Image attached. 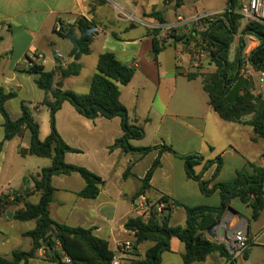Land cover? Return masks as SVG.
<instances>
[{"label": "crops", "instance_id": "obj_1", "mask_svg": "<svg viewBox=\"0 0 264 264\" xmlns=\"http://www.w3.org/2000/svg\"><path fill=\"white\" fill-rule=\"evenodd\" d=\"M129 3L127 0H0V93L3 91L15 94L6 102V109L13 120L21 116L23 102L30 104L36 113L48 111L41 106L45 93L36 84L39 75L26 70L30 60L42 65L46 71L54 70L56 57L60 58L64 67L75 61V56L71 55L73 46L66 53L60 49L61 41L67 39L55 33L57 22L69 26L74 25L77 19L85 18L94 24L96 30L91 53L79 59L82 64L81 73L63 82H58L59 76L56 77L55 83L57 86L62 84L63 90L78 94L89 93L99 56L107 51L113 52L120 61L135 69L132 81L121 87L120 100L126 107L131 122L143 127L145 136L147 126L156 123L153 147L157 148L149 153H125L120 148H111L123 135L119 117L90 120L80 115L67 101L56 113V128L60 136L68 146L79 150V153H67L66 163L88 169L99 176L104 185L96 198H84L79 193L84 189L85 181L79 174L54 176L52 185L55 192L49 207L50 215L61 224L93 228L94 234L108 242L113 253L116 251L117 242L135 240V234L127 230L125 225L130 218L135 217L132 200L142 188V180L156 159L159 158L161 164L151 178L148 196L155 198V195H165L180 205L171 213L170 227L185 226L187 215L184 206H218L221 200L219 190L205 195L200 184L187 176L185 162L180 156L198 153L204 157V161L221 158L219 169L218 163H214L207 170L203 169V164L195 168L197 174L201 173L202 180L208 183L210 190L216 184L233 181L239 173L254 174L257 169L264 167V138L258 137L254 141L257 135L253 127L222 120L208 101L207 117L210 116L209 123L213 125L208 133L206 119L185 115L175 108L174 103L177 102L180 88L183 87L185 92L190 83L198 80L202 82L201 77L187 79V75L198 67L192 53L184 50V44L193 39V25L185 23L178 27L187 36L180 41L170 37L165 30L166 26L176 25L181 19L185 20L180 14L182 7L176 8L175 0H163L160 8L158 0H131V5ZM227 3L228 0L225 6L215 7L210 12L225 10ZM154 12H158L166 24H161L155 17H149ZM168 12L175 14V24L168 21ZM127 26L131 33L126 32ZM138 26L144 27V33H133V29ZM153 29L160 31L158 35L165 43L170 39L175 40L177 47L174 53L166 54L165 46L154 59L151 34ZM74 30L79 36L78 29ZM98 41L101 48L93 56L94 46ZM256 45L257 42H253L245 54L248 55ZM232 49L231 60L234 58ZM163 55H166L165 67ZM192 90L194 92L190 90L183 96L193 101L197 98L199 88ZM256 90V95H264L261 85ZM192 93L196 94V98ZM36 105L39 107L35 108ZM155 111L157 116H154ZM187 120L197 123L195 126L189 123V130L200 139L198 144L192 145L189 142L178 148L173 145L172 148L178 156L162 151V126L167 123L179 127ZM27 133L3 143L0 149V194L32 189L33 178L43 168L51 165L50 159L36 162L37 160H31L35 157L23 158L20 155V148H28L30 143V133L29 136ZM49 133L47 129L40 132V139ZM4 137V117L0 113V144ZM141 141L142 139L131 141V145L135 148H146L140 144ZM29 161L35 163L32 169L28 168ZM39 199L40 195L35 194L28 201L37 203ZM230 207L232 211L228 212L225 223L215 230L218 238L212 239L206 233L207 237L211 241L224 243L223 231L229 222L230 233L244 231L249 242L247 256L236 258L234 264H264V209L257 220H252L251 208L238 198L231 201ZM15 209L16 207L7 211L12 212V217H0V255L6 258H11L15 250L27 252L32 248V240H28L30 237L25 234L35 228L36 222L28 221V226H24L22 223L25 222L13 220ZM16 223L21 225L19 230H11ZM146 242L149 244L143 249ZM146 242L137 246L135 252L133 249L125 254L122 264L144 258L147 249L153 245L152 242ZM169 242L170 250L162 253L160 264H184L185 245L176 237H171ZM29 264L55 263L47 261L45 251L41 249ZM192 264H228V260L219 253H212L204 261Z\"/></svg>", "mask_w": 264, "mask_h": 264}, {"label": "trees", "instance_id": "obj_2", "mask_svg": "<svg viewBox=\"0 0 264 264\" xmlns=\"http://www.w3.org/2000/svg\"><path fill=\"white\" fill-rule=\"evenodd\" d=\"M175 2L176 8L181 6V0H175ZM240 8V0H228L226 11L222 16L204 22V30H193V38L209 47V60L216 70L207 74L192 72L187 75V79L194 80L201 77L203 90L208 96L212 110L226 122L243 123L253 127L257 135L253 140L256 141L258 137L264 138V95L254 93L255 84L252 72L258 75L264 73V20L263 22L251 20L243 24V17L235 12ZM149 17H155L161 24H166L158 12L149 14ZM74 28L78 29L79 36L75 34ZM54 31L58 36L72 43L71 55L72 57L78 56V60L72 61L64 67L60 58L56 57V66L52 71H46L42 65L30 60L32 65L28 64L26 69L29 73L39 75L36 84L45 93L41 106L46 107L49 111V135L44 140L40 139V125L33 116L34 110L30 104L23 102L21 116L13 120L6 109V102L15 94L3 91L0 93V113L4 117L5 130L4 141L0 144V149L3 143L16 137H22L28 131L30 143L28 148H20V155L23 158L35 157L51 160V165L43 168L33 178L32 189L13 194H0V217L6 216L7 211L16 207L13 211V220L36 222L35 228L25 234L32 240L30 251L15 250L12 252L11 258L0 255V264H29L41 249L45 251L46 260L55 264H65L62 260V251L70 258L71 264H111L114 253L110 250L108 242L94 234L93 228L85 229L61 224L50 215L49 207L55 192L52 185L54 176L79 174L85 181V187L79 193L84 198H96L104 185L103 180L88 169L66 163V154L79 153V150L68 146L60 136L56 128V113L67 101L80 115L90 120L99 117L107 119L119 117L122 121L123 135L115 141L112 149L120 148L125 153L136 151L147 154L157 147L135 148L131 145V141L143 139L145 131L143 127L131 122L128 111L120 100V95L121 87L132 81L135 69L120 61L113 52L107 51L99 56L89 93L78 94L63 90L55 83L56 77L59 76L58 82H63L65 79L76 77L81 73L82 64L79 59L81 56L91 53L96 30L91 21L79 18L74 25H63L62 31L56 32L55 29ZM175 31L176 29H172L169 33L170 37L175 40L180 41L187 37L186 35L176 36L174 35ZM159 32L158 29L151 30L154 59L165 49V41L160 39ZM239 33L241 37L235 56L231 60V48ZM246 36L257 41V45L248 55L245 54ZM246 65L248 68L244 69ZM241 77H244L247 83L239 93L237 102L228 104L226 97ZM38 107L39 105L35 106V108ZM246 118L247 120H245ZM160 148L162 151H168L178 156L170 145L164 144ZM180 157L185 162L187 176L200 184L205 195L219 190L220 204L218 206H184L187 215L184 227L169 226L172 212L168 208L164 209L163 213L157 214L154 206L149 217L130 218L125 227L129 231H135L134 252L137 250V246L143 242L153 243L145 252L144 258L134 259L130 264H160L162 253L170 250V242L160 234L162 230H166L171 237L178 238L185 245L184 264L204 261L212 253H219L227 260H231V255L225 244L211 241L206 235L207 229L222 218L233 199L238 198L251 208L252 220H257L264 209V167L257 169L254 174L239 173L233 181L216 184L213 190H210L208 183L202 180L201 173L197 174L195 168L203 164V169L207 170L214 163H218L219 169L221 158L204 161V157L198 153ZM160 164L158 158L148 170L142 180V188L132 200L133 204L140 196H148L151 178ZM35 194L40 195L39 201L37 203L28 201ZM154 197L158 198V202L166 204L172 202L175 208L180 206L165 195H155ZM20 205L21 207H19ZM58 248L59 250H57ZM243 256H247V250ZM229 264H234V260H231Z\"/></svg>", "mask_w": 264, "mask_h": 264}, {"label": "rangeland", "instance_id": "obj_3", "mask_svg": "<svg viewBox=\"0 0 264 264\" xmlns=\"http://www.w3.org/2000/svg\"><path fill=\"white\" fill-rule=\"evenodd\" d=\"M127 1L128 2L130 1L129 4L131 5V0H127ZM225 2H226V0H181V6L180 7H182V10H181L180 14L185 19V21L186 20L190 21L191 19H193L197 16H200V15H203L206 13H210V10L215 8V7L225 6L226 5ZM158 3H159L158 7L159 8L162 7L163 0H158ZM111 10H112V12L114 11L113 6H111ZM168 13H169L168 21L172 22V24H175L176 23L175 14L170 13V12H168ZM242 23L245 24V23H247V21L243 20ZM188 24H191V23H188ZM194 29L203 30L202 28H198V27H195L193 25V30ZM144 30H145L144 27L138 26L137 29H133V33L136 35L142 34V33H144ZM117 32H118V30H117ZM126 32L131 33L129 26H127ZM166 32L171 33L170 31H166ZM192 33H193V31H192ZM174 35L182 36L183 31L181 29L176 28ZM240 37H241V34L239 33L236 36L234 44L232 45V48H233L232 49V57L235 56ZM245 40L247 42V47H246L245 51L252 46L253 42H257L254 38L247 37V36L245 37ZM99 42L100 41L96 42V44L94 46L93 56L96 54V50L101 48V43H99ZM200 43L201 42L197 41L196 38L190 39L189 42L184 44V50L192 53V58H193L194 54H196V52H198V50H199ZM165 46H166V50H167L166 54H169L171 52L172 53L175 52V47H177V44H176L174 39H170L169 41H167L165 43ZM71 48H72V43L70 41H67V40L61 41L60 49H62V51L64 53L69 51ZM165 56L166 55L162 56V61H163L164 67H165V63H166ZM193 60L196 61V58H193ZM215 70H216L215 66L210 62L209 55H207L206 57L199 60L198 67L194 69V72H201L203 74H207V73H213V72H215ZM259 78H260V76L258 74L253 73V81H254L256 88H258V89H259V85H261L259 82ZM190 84L187 85V83H186L187 86H186L185 92L183 90V87L178 90V92H180V93H177L179 96L177 98V102L174 103V106L181 113H183L185 115L199 116L202 119H206L207 120L206 131H208V133H209L211 131V128L213 125L209 123V117L210 116L208 115L209 117H207V106H208L207 104L209 101L208 96L202 90L201 80H198V81L192 83L191 85ZM197 87L199 88V93L197 94V98L195 97L196 94L192 93L194 95V98H196L193 101L191 98L183 96L185 93L188 94L190 92V90H191V92H194V90H192V88L196 89ZM256 88H255V91H257ZM175 99H176V97H175ZM157 104L158 103H156V105ZM33 115L35 116L37 122L40 125V132H44L45 129L50 131L49 111L45 110V111H42L40 113H36L33 111ZM154 116H157L156 111L154 112ZM189 123H192V125H194V126L197 125V123H195V121H191V120L190 121L187 120V122L185 124H181L179 127L177 125H172V124L169 125L167 123L164 124L162 126V130H163L162 133L164 134V137L162 138L161 144L164 143L166 145H171V146L175 145L176 148L181 147L183 145H186L189 142H191L192 145L198 144L200 139L198 137L194 136V134L189 130ZM156 127H157L156 123H153V124H150L147 126L146 136H144V138L140 142L141 145H143L144 147H153V145H155ZM28 133H27V135L29 136ZM46 137L42 136L41 139H45ZM31 160H37L36 162H41V160H46V159L32 158ZM33 162L34 161H29L28 168L32 169L34 167L35 163H33ZM22 224L24 226H28L29 223L25 222ZM20 226L21 225H19V223H16L15 226L13 225V227H11V230L16 229V231H17V230H19ZM28 240H31V238ZM148 244L149 243H147V242L144 243L142 248L144 249Z\"/></svg>", "mask_w": 264, "mask_h": 264}, {"label": "built area", "instance_id": "obj_4", "mask_svg": "<svg viewBox=\"0 0 264 264\" xmlns=\"http://www.w3.org/2000/svg\"><path fill=\"white\" fill-rule=\"evenodd\" d=\"M241 8L236 10L238 14L243 17V20L246 21H260L263 22L264 20V0H240ZM226 9L219 12H210L200 16H197L191 19L189 22L185 20H179L178 24L173 26H166V31H171L172 29H176L179 26H184V24L191 23L195 27L205 29L204 22L212 21L214 18L222 16L225 13ZM185 21V22H184ZM63 24L61 22H57L55 25L56 32L62 31ZM210 55V50L207 44L201 42L198 52L194 54L193 58H196V63L199 64V60ZM31 66L32 63L29 62ZM248 66L246 65L244 69H247ZM259 82L261 87L264 88V73L260 75ZM14 192L12 191L11 194ZM155 206L157 214L163 213V210L168 208L170 212L175 209V205L171 202L166 204L164 202H158V198H152L150 196H140L138 199L135 200L133 204V212L135 217H144L147 218L153 211V207ZM134 217V218H135ZM135 234V231H131ZM58 244V243H57ZM224 244L231 255V260H235L243 256L244 252L249 247L248 239L244 233V231H238L234 235H232L229 239L224 241ZM59 246V244H58ZM134 243L130 240H124L117 242L116 244V251L113 255L111 264H122L124 259V255L128 252H131L134 249ZM63 262L65 264H71L70 258L66 255L65 252L62 251ZM228 260V264L231 262Z\"/></svg>", "mask_w": 264, "mask_h": 264}, {"label": "water", "instance_id": "obj_5", "mask_svg": "<svg viewBox=\"0 0 264 264\" xmlns=\"http://www.w3.org/2000/svg\"><path fill=\"white\" fill-rule=\"evenodd\" d=\"M78 59V56H75L74 60L76 61ZM247 80L244 77H241L236 83L235 85L232 87V89L230 90L229 94L226 97V102L228 104H234L237 102L238 100V95L241 92V90L243 89V87L246 85ZM59 87H62V84L58 85ZM232 211V208L229 206L224 215L222 216V218L220 220H218L215 224H213L212 226H210L206 233L207 235L212 238H218L217 235L215 234V230L216 228L220 227L222 224L225 223V219L226 216L228 214V212ZM6 215L10 218L12 217V212H6ZM227 227L226 229L223 231V239H229L232 235H234L236 232H231L229 231V222L227 223ZM161 236H163L164 238H166L168 241H170L171 239V235L166 231V230H162L160 231Z\"/></svg>", "mask_w": 264, "mask_h": 264}]
</instances>
